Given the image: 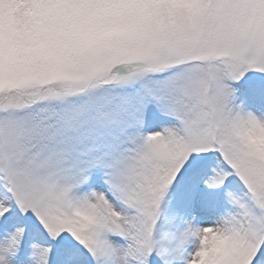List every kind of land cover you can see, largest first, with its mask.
<instances>
[{
    "label": "snow or ice",
    "instance_id": "1",
    "mask_svg": "<svg viewBox=\"0 0 264 264\" xmlns=\"http://www.w3.org/2000/svg\"><path fill=\"white\" fill-rule=\"evenodd\" d=\"M0 264H264V0H0Z\"/></svg>",
    "mask_w": 264,
    "mask_h": 264
}]
</instances>
